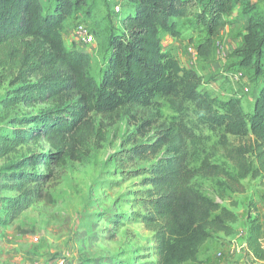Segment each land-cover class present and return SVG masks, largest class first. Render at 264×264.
Wrapping results in <instances>:
<instances>
[{
	"label": "trees",
	"instance_id": "trees-1",
	"mask_svg": "<svg viewBox=\"0 0 264 264\" xmlns=\"http://www.w3.org/2000/svg\"><path fill=\"white\" fill-rule=\"evenodd\" d=\"M133 11L121 18V31L111 33L101 79L90 73L91 56L77 47L67 48L64 30L68 19L86 0H0V160L24 146L44 141L47 148L31 150L9 166L1 191L8 215L22 203H54L41 184L55 176V168L81 162L94 155L107 139L108 123L141 101L139 89L156 84L162 91L169 80L161 74V30L178 33L180 20H190L205 32L197 53L208 57L215 39L230 24L243 22L246 33L237 49L241 67L264 74V8L250 0H126ZM238 6L239 19L228 20ZM226 133L250 131L256 139L257 167L246 152L221 139L224 163L206 157L197 170L188 165V143L193 134L184 126L172 127L157 111L136 117L122 147L110 157L123 181L141 177L135 201L144 209L137 221L152 233V244L138 264H207L212 244L223 234L236 232L239 217L234 194L246 192L244 180L264 183V86L254 100L247 121L239 100L227 103ZM44 167L39 173L37 168ZM222 179L218 196L206 194L198 180ZM248 249L264 259V232L257 208L248 202ZM132 220V219H131ZM118 226V219L111 220ZM212 242V240H214ZM217 242V243H216ZM212 243V244H211ZM76 264H90L78 260ZM123 264H131L129 262Z\"/></svg>",
	"mask_w": 264,
	"mask_h": 264
},
{
	"label": "rangeland",
	"instance_id": "rangeland-1",
	"mask_svg": "<svg viewBox=\"0 0 264 264\" xmlns=\"http://www.w3.org/2000/svg\"><path fill=\"white\" fill-rule=\"evenodd\" d=\"M51 1L42 0V3L48 8ZM250 1L264 8V0ZM86 2L85 7L68 19L70 28L64 35L67 47H80L90 54V73L100 81L110 34L121 31V18L132 12L133 7L126 0ZM240 14L238 6L226 18L239 19ZM179 23L176 35L166 30L160 32V78L169 80V87L161 91L156 84L141 86V101L108 123L107 139L100 150L84 161L55 168V176L41 184L44 191L52 194L54 203L43 200L29 205L22 203L15 213L8 215L0 202V264H60L62 261L76 264L81 259L89 260L90 264H138L143 260L141 257L152 244V233L136 219L144 212L134 194L143 188L141 177L123 181L110 157L122 147L128 132L134 130L136 117L148 110L157 111L172 127L184 126L194 135L188 143V165L193 170L208 156L216 163H224L221 144L224 135L232 145L246 152L253 168L257 167L255 136L250 131L243 136L226 133L229 124L226 103L239 100L249 122L254 100L264 86V74H256L238 63L236 51L246 33L243 22L228 25L215 39L208 57L197 53V45L205 32L190 20ZM79 24L88 28L91 42L75 41ZM239 73L242 76L237 78ZM3 94L4 87L0 86V98ZM42 148H47L44 141L32 143L1 159L0 184L6 182L10 164L31 150ZM37 170L40 174L45 171L41 166ZM221 180H198L197 185L217 201L229 205V199L221 200L218 196ZM243 182L246 192L233 196L238 203L237 210L242 212L260 184L252 178ZM17 195L12 191L0 192V197ZM113 219H118L120 224L115 226ZM219 244H212L215 253ZM244 250L241 248L240 253Z\"/></svg>",
	"mask_w": 264,
	"mask_h": 264
},
{
	"label": "crops",
	"instance_id": "crops-1",
	"mask_svg": "<svg viewBox=\"0 0 264 264\" xmlns=\"http://www.w3.org/2000/svg\"><path fill=\"white\" fill-rule=\"evenodd\" d=\"M69 28L70 27H67L64 30V34L67 30H69ZM64 42L66 44L65 35ZM71 47L72 45L67 48ZM78 49L84 51L80 47ZM252 180H258V183L260 184L257 186L255 194L248 200V202L252 201L255 207L257 208V212L259 214L260 222L263 226L264 232V183L260 178ZM235 211L237 212L239 217L238 221L234 224L236 232L230 236H225L223 234L219 235V237H221V241L220 244L217 246L218 251L215 253L214 250H212L211 260L207 264H264V259L256 258L253 251L250 249L245 248L244 253H240V245L245 242L246 239L244 237V234L247 233L250 225V220L247 215L248 203L243 212L238 211L237 207L235 208ZM241 222L244 223L243 226H240ZM240 229L241 231L239 232ZM220 252H222V255L218 256Z\"/></svg>",
	"mask_w": 264,
	"mask_h": 264
},
{
	"label": "built area",
	"instance_id": "built-area-1",
	"mask_svg": "<svg viewBox=\"0 0 264 264\" xmlns=\"http://www.w3.org/2000/svg\"><path fill=\"white\" fill-rule=\"evenodd\" d=\"M76 34H77V38H76V42L78 41V42H83V43H88V42H91L92 40H93V38H92V35L89 33V31H88V28L85 26V25H83V24H79L78 26H77V28H76V32H75ZM240 76H242V73H239L238 75H237V78L238 77H240ZM246 235H247V233H245L244 234V237H245V239H246ZM247 248L248 249V247H247V242H246V240H245V242L240 246V248ZM221 254H219V256H220ZM60 264H68V262H66V261H62Z\"/></svg>",
	"mask_w": 264,
	"mask_h": 264
}]
</instances>
